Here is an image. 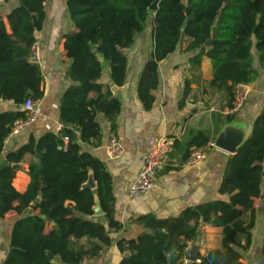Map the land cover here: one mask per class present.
<instances>
[{
    "label": "trees",
    "instance_id": "obj_1",
    "mask_svg": "<svg viewBox=\"0 0 264 264\" xmlns=\"http://www.w3.org/2000/svg\"><path fill=\"white\" fill-rule=\"evenodd\" d=\"M15 1L10 11L0 16V98L16 105V109L0 112V158L14 122L27 118L25 101L44 95L42 68L31 61V52L36 33L47 19L46 0ZM153 1L65 0L72 22L64 35L71 59L67 77L72 82L61 96L62 127L58 133L32 136L7 153L9 163L33 157L25 192L13 185L17 172L11 165L0 170V218L10 211L20 215L12 226L5 264H52L49 251L60 264H89L104 245L112 244L109 230L122 227L115 216L113 177L106 163L85 145L101 142V115L112 132L117 129L122 101L100 79L108 64L113 83L125 84V50L137 35L149 26L153 28L154 52L144 66L138 88L147 108L155 100L151 92L158 86L159 62L183 50L186 43L187 52L198 51L197 61L204 55L211 59L214 73L210 85L229 93V106L236 87L253 82L264 67V0H159L157 10L152 11ZM209 39L211 45L206 46ZM197 137L203 138L199 145L208 141L199 132L191 143H198ZM263 161L264 109L255 118L251 133L227 160L219 192L228 198L188 206L177 216L141 215L136 220L146 230L116 242L123 254L116 264H183L205 224L224 226V250H212L192 264H241L242 254L232 244H240L241 234L246 236L247 245L251 241L256 200L264 188ZM89 170L94 173L101 216L95 213L94 191L82 188ZM39 195L41 201L31 207ZM248 211L250 219L245 222L243 215ZM82 237H87L86 242ZM259 264H264V251Z\"/></svg>",
    "mask_w": 264,
    "mask_h": 264
},
{
    "label": "crops",
    "instance_id": "obj_2",
    "mask_svg": "<svg viewBox=\"0 0 264 264\" xmlns=\"http://www.w3.org/2000/svg\"><path fill=\"white\" fill-rule=\"evenodd\" d=\"M5 2L7 4L0 7V16H5L17 1L5 0L0 5ZM45 7L46 22L36 33L44 95L36 100V120L18 134L10 133L7 137L0 163L7 159L8 152L18 149L32 136L38 138L46 132L58 133L62 127L59 120L61 96L72 82L67 77L71 59L67 57L64 35L71 29L72 22L65 0H46ZM5 21L10 31L6 18ZM185 46L183 50L178 49L159 62L158 86L151 92L155 100L148 108L141 100L138 88L144 66L154 52L151 26L137 35L134 44L125 50L128 57L125 84H114L109 65L104 68L101 82L110 85L114 96L122 101L118 126L112 132L110 123L101 115L102 140L100 143L94 140L85 148L106 163L113 177L115 216L122 227L109 230L113 237L112 244L104 245L103 251L89 264H116L123 256L116 242L122 238H135L146 230L136 220L141 215L154 214L159 218L177 216L188 206L228 198L220 194L219 188L232 153L216 145L211 146V143H214L222 128L231 123L243 128L246 138L251 133L255 118L264 109V67L253 82L246 84L249 97L242 109L236 115H230L224 112L230 104L229 93L210 85L214 73L211 59L204 55L199 62L195 59L198 51L187 52ZM187 83L190 85L189 92ZM13 109H16V105L12 100L0 98V112ZM199 132L208 139L206 144L199 145L203 141L201 137L196 138L198 143H191ZM111 137H116L124 147L117 159H111L108 155L106 145ZM163 137L174 138L175 142L157 173V186L142 194L132 195L130 186L138 176L147 150ZM195 148H205L206 156L195 163H188L189 155ZM32 159L27 155L24 161L18 162L22 164L16 171L13 185L20 192H25L31 181L28 170ZM259 201L260 198L256 200V208ZM250 215L249 211L244 213L245 222L250 219ZM19 217L16 211H10L0 218V253L8 249L13 223ZM50 229L51 225H48L47 230ZM223 237L224 226L202 225L196 241L199 243L197 261L212 250H224ZM86 240L87 237L81 239L82 242ZM194 244L187 250L183 264L193 263L187 260V254ZM232 246L242 254L241 264H259V257L264 251V211L259 212L257 209L250 243L247 245L246 236L241 234L240 244Z\"/></svg>",
    "mask_w": 264,
    "mask_h": 264
},
{
    "label": "built area",
    "instance_id": "obj_3",
    "mask_svg": "<svg viewBox=\"0 0 264 264\" xmlns=\"http://www.w3.org/2000/svg\"><path fill=\"white\" fill-rule=\"evenodd\" d=\"M5 0H0L3 3ZM46 3V2H45ZM31 61L33 63L41 62L40 46L36 42L32 47ZM249 97V89L245 84H240L236 87L234 101L231 106H227L224 112L227 114L238 113ZM36 101L28 98L23 104V109L27 111V118L16 120L13 124L11 133L18 134L26 125L32 123L37 118ZM68 137L65 138L68 141ZM174 138L163 137L152 145L146 153V157L142 167L138 173L136 180L130 186L132 195H139L147 190L157 186V173L168 158L170 151L174 146ZM211 143V146H214ZM108 155L111 159H117L124 151V147L116 137H111L106 145ZM206 156L205 148H195L192 150L188 163H195Z\"/></svg>",
    "mask_w": 264,
    "mask_h": 264
},
{
    "label": "water",
    "instance_id": "obj_4",
    "mask_svg": "<svg viewBox=\"0 0 264 264\" xmlns=\"http://www.w3.org/2000/svg\"><path fill=\"white\" fill-rule=\"evenodd\" d=\"M158 3L159 0H154L150 9L152 11H156L158 8ZM212 39H209L206 43V46L211 45ZM96 51V49H95ZM97 56L101 59L102 56L101 54L97 53ZM246 139V131L235 125L234 123H231L225 127L222 128L218 136L215 138L214 144L223 149L226 150L232 154L236 153L239 147L242 145V143ZM60 148H62V140H59ZM22 163H9L7 159L3 160L0 163V170H2L4 167L7 165H11L15 171H18ZM263 166H264V161H263ZM263 176H264V167H263ZM82 188H90L94 191L95 193V213L97 215H102L103 214V209L101 207L100 199L97 195V185L94 177L93 170H89L88 173V179L82 184ZM41 201V196H37L36 199L33 201L31 207H34L36 204H38ZM257 209L259 212L264 211V188L261 191L260 195V201L257 206ZM44 218L49 220L48 217L43 215ZM82 239H85L83 237ZM198 253H199V243L196 242L194 246L190 249V251L187 254V260L189 261H197L198 259ZM47 257L52 261V264H60L59 261L55 258V255L52 252H47ZM7 258V254L5 251H2L0 253V264H5Z\"/></svg>",
    "mask_w": 264,
    "mask_h": 264
},
{
    "label": "rangeland",
    "instance_id": "obj_5",
    "mask_svg": "<svg viewBox=\"0 0 264 264\" xmlns=\"http://www.w3.org/2000/svg\"><path fill=\"white\" fill-rule=\"evenodd\" d=\"M6 4H7V3L5 2L4 4L0 5V7H4ZM53 7H55V4H54Z\"/></svg>",
    "mask_w": 264,
    "mask_h": 264
}]
</instances>
